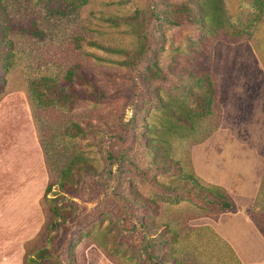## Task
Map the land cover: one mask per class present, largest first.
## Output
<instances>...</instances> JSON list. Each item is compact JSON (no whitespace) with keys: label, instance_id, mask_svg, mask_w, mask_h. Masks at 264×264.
<instances>
[{"label":"rangeland","instance_id":"1","mask_svg":"<svg viewBox=\"0 0 264 264\" xmlns=\"http://www.w3.org/2000/svg\"><path fill=\"white\" fill-rule=\"evenodd\" d=\"M198 2L92 0L63 17L50 16L39 0H0L7 15L0 18V28L36 26L44 33L40 39L11 32L15 64L0 71V264H33L30 257L44 247L55 254L44 264H139L140 259L153 264L145 249L142 253L134 225L124 221L131 210L128 203L135 211L140 196L159 206L151 219L179 232V251L166 254V259L219 262L206 250V239L213 238V218H196L203 206L186 194L167 193L157 182L193 172L203 184L225 188L236 208L251 210L264 175V24L251 40L214 44L212 71L219 95L212 114L194 123L189 137L166 136L168 140L159 144L161 136L150 129L163 128L168 118L161 103L177 112L175 100L199 114L209 108L198 101L207 98L197 86L210 50L204 44L206 33L189 22L174 26L160 18L178 17L173 6L198 12ZM239 2L225 0V5L235 12ZM94 42L130 54L104 50ZM142 48L141 59L131 54ZM76 65L94 76L110 98L79 102L72 109L35 110L38 121L29 82L41 76L62 78ZM73 123L84 133L65 135ZM209 131L211 136L194 141V132L203 138ZM43 132L57 147L50 161ZM75 152L91 172L76 175L77 198L58 190L49 195L72 216L66 233L49 226L53 215L45 191L56 169ZM111 199L118 206H110ZM204 229H210L209 234ZM217 247L221 259L223 251Z\"/></svg>","mask_w":264,"mask_h":264},{"label":"trees","instance_id":"2","mask_svg":"<svg viewBox=\"0 0 264 264\" xmlns=\"http://www.w3.org/2000/svg\"><path fill=\"white\" fill-rule=\"evenodd\" d=\"M92 0H39L43 4L44 9L50 16H68L78 12L81 8L87 6ZM173 9L179 13L178 17L166 16L162 14L160 18L170 25L182 26L188 22L194 26H199L206 35L203 37L204 44L210 48L207 53V62L205 63L204 76L197 78V86L202 89L207 101L203 99L199 102L201 106L208 108L202 114L193 112L187 105L181 103L179 100L173 102L177 109L161 103L168 113V118L162 122L163 128L150 129V132H157L161 138L158 143H164L166 138L173 135H180L189 137L193 134V125L198 121H202L203 117L212 114V109L215 104V99L219 95V87L212 71L213 46L222 40L227 43L237 44L246 39L251 40L257 27L264 24V0H240L239 6L235 12H229L225 5V0H199L197 3V11L193 12L186 6H173ZM5 8L0 5V18H6ZM183 14V15H182ZM122 22L129 21L126 18L121 19ZM129 23V22H128ZM21 31L31 37L43 39L44 33L36 26H21L16 27L11 25L9 27L0 28V71H9L15 64L14 42L10 38V33L13 31ZM223 31L227 33L222 34ZM94 46L112 51L115 53L130 54V52L123 49L108 48L98 42L93 43ZM144 49L131 52L138 59L143 57ZM210 94V95H209ZM29 98L35 113L36 119L39 121V113L35 110L48 111L55 107H62L72 109L79 102H93L100 103L108 100L110 96L106 94L97 84L94 76L88 74L80 65H76L66 71L62 78H53L51 76H41L40 78L32 79L29 82ZM44 128H42L43 130ZM51 130V129H49ZM44 131V130H43ZM214 132V131H213ZM84 133V129L80 124H71L65 128V135H80ZM212 131L208 134H203V138L194 132V141L200 143L202 139L211 136ZM45 150L48 155V160L52 159V151L57 148L54 145L49 134L43 132ZM199 135V136H198ZM163 137V139H162ZM123 139V138H122ZM124 140V139H123ZM67 158V157H66ZM157 164V163H155ZM52 167V165H50ZM90 175L87 161L82 155L78 153L71 154L62 167L56 169L54 181H52L45 191V196L50 201L51 212L53 219L49 226L55 229H65L68 233L67 223L72 219V216L63 207L56 205L58 198L49 199V195L53 191H60L62 194L71 198H77L78 174ZM162 187H167L166 192L171 194H186L192 201L204 207L205 210L198 216L205 217L208 215H217L223 212H234L236 206L233 203L231 195L224 188L220 186H208L196 176L195 173H189L183 178H173L172 181L162 180ZM132 195L136 196L137 194ZM131 195V196H132ZM140 202L135 204L136 210L133 211L131 205L130 213L126 216L124 221L132 223L135 227L136 233L141 236L140 246L142 253L144 251L147 259L153 264H188L186 261L178 260V256L174 259H166V254L176 255L178 253L176 245H178L179 232L168 224H161L155 222L150 215L158 213L157 202L140 196ZM106 203V201H105ZM110 206L116 207L118 204L115 199H111ZM127 206V205H126ZM149 213V216L146 214ZM250 218L261 235L264 237V175L262 177L259 191L256 195L255 201L250 210ZM132 231V230H131ZM133 232V231H132ZM148 240L146 239L149 235ZM165 235V237H164ZM146 242V246L144 245ZM168 243L170 245L165 247ZM111 249V246H110ZM115 252V251H114ZM118 252V251H117ZM116 253V252H115ZM55 254L50 247L39 249L30 257L33 264H44V261L53 258ZM59 256V255H58ZM185 259V257L183 256ZM74 262V259H71ZM139 264H146L145 260L140 259Z\"/></svg>","mask_w":264,"mask_h":264},{"label":"crops","instance_id":"3","mask_svg":"<svg viewBox=\"0 0 264 264\" xmlns=\"http://www.w3.org/2000/svg\"><path fill=\"white\" fill-rule=\"evenodd\" d=\"M206 217L213 218L214 223L211 232L210 229H204V233L209 234L210 232V235L214 238L206 239V250L212 252L213 258L218 257L219 262L217 264H228L227 255L232 259V264H264V237L253 224L250 211L236 208L234 212H223L213 216L208 215L204 218ZM196 218L203 217L197 216ZM218 241L222 244L220 248L215 246L214 243ZM214 247L223 251L221 259L216 255L217 252ZM206 258L207 254L203 259L206 260ZM209 261L211 260H207L206 263ZM211 264H215L214 261Z\"/></svg>","mask_w":264,"mask_h":264}]
</instances>
